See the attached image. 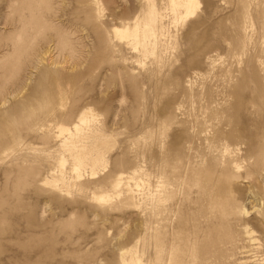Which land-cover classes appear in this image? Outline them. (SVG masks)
<instances>
[{
    "label": "rangeland",
    "instance_id": "1",
    "mask_svg": "<svg viewBox=\"0 0 264 264\" xmlns=\"http://www.w3.org/2000/svg\"><path fill=\"white\" fill-rule=\"evenodd\" d=\"M198 1L0 0V264H264V0Z\"/></svg>",
    "mask_w": 264,
    "mask_h": 264
},
{
    "label": "bare ground",
    "instance_id": "2",
    "mask_svg": "<svg viewBox=\"0 0 264 264\" xmlns=\"http://www.w3.org/2000/svg\"><path fill=\"white\" fill-rule=\"evenodd\" d=\"M153 2H154V0H153ZM153 2L151 4L152 8H151L150 12L148 13V18H147V21L145 22V25H146V28H147V30L149 32H151L152 34H155L154 24L157 22V19L160 16L154 10V7H153L154 3ZM172 2H173L174 7H180V8L183 9V13L184 14H183L182 18H184V19L190 17L194 13V11L197 8V6L200 4L198 0H172ZM102 3H100L99 1H97V3H96V5L99 7V11L100 12H103L102 5L104 6V4H102ZM137 16H138V14H137ZM136 17L134 19V23H135V25H134L135 26L134 36H137V32L139 30V24L137 23V18ZM113 31H114L115 36L119 37V38L129 37L130 34H131L130 33V26H127V25H123V26L115 25L113 27ZM90 110L91 109L88 108V109H85L82 112H80V114L78 116V120L76 122H74L73 129L68 127V125L67 126L66 125H61L59 127V132H60L59 134L60 135H58V136H65L66 134H68V136H69L68 138L65 136L66 139L63 138L64 142L63 141L62 142L64 143L65 146H68V143L71 142L69 140L70 138H73V136L75 134H78L80 132V130L82 128V125L86 124L89 121V112H90ZM74 131L76 132L75 134H74ZM87 156H88L87 153H85L83 150H81L80 153H77V154L74 153L73 171L77 175L78 179H80L82 177V174H81L82 171L81 170H82V167L84 166V162H85L86 158H88ZM98 159L99 158H94L93 162L94 163L97 162ZM65 162H66V159L63 158L62 161H61V165L64 166ZM92 174L94 175L95 171H93ZM123 178H124L123 173L118 174V177H117L116 182L114 184V189H115V191H116V193L118 195L122 194L121 187H122ZM45 182L46 183L53 182L55 185H58L59 184V179L46 180ZM137 186H139V184H137ZM94 197L96 199H99L100 201H103V200H106L107 198L110 197V193L109 194L106 193V192L94 193ZM136 262H137L136 264H142L140 260H138ZM256 264H261V263H256Z\"/></svg>",
    "mask_w": 264,
    "mask_h": 264
}]
</instances>
